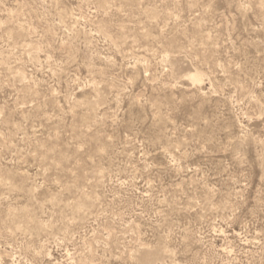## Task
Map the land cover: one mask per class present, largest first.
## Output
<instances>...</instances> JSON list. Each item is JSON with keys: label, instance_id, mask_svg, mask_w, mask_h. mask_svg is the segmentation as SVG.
Returning <instances> with one entry per match:
<instances>
[{"label": "rangeland", "instance_id": "obj_1", "mask_svg": "<svg viewBox=\"0 0 264 264\" xmlns=\"http://www.w3.org/2000/svg\"><path fill=\"white\" fill-rule=\"evenodd\" d=\"M0 264H264V0H0Z\"/></svg>", "mask_w": 264, "mask_h": 264}, {"label": "bare ground", "instance_id": "obj_2", "mask_svg": "<svg viewBox=\"0 0 264 264\" xmlns=\"http://www.w3.org/2000/svg\"><path fill=\"white\" fill-rule=\"evenodd\" d=\"M188 77L194 83H198V84L201 83L202 84V76H201V74L196 72L194 74H190Z\"/></svg>", "mask_w": 264, "mask_h": 264}]
</instances>
